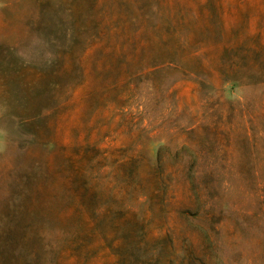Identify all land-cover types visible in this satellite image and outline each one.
<instances>
[{"label": "rangeland", "instance_id": "obj_1", "mask_svg": "<svg viewBox=\"0 0 264 264\" xmlns=\"http://www.w3.org/2000/svg\"><path fill=\"white\" fill-rule=\"evenodd\" d=\"M120 2L0 0V264H264V0Z\"/></svg>", "mask_w": 264, "mask_h": 264}, {"label": "trees", "instance_id": "obj_2", "mask_svg": "<svg viewBox=\"0 0 264 264\" xmlns=\"http://www.w3.org/2000/svg\"><path fill=\"white\" fill-rule=\"evenodd\" d=\"M156 1H158V0H156ZM126 2H125V0H121V2L119 3V7L121 8L124 4H125ZM128 5H132V4H128ZM124 6H126V5H124ZM214 7H215V5H214ZM119 8V9H120ZM133 8H134V5H133ZM118 9V10H119ZM135 9V8H134ZM142 9H144V8H142ZM141 9H137V11H140ZM120 17L119 18H117V16H112V18L111 19H113L114 21H116L117 19H119V20H122L121 22H122V24H121V27L119 28V30H120V32H119V30L117 29V28H115V31H114V34H121L122 36H125L126 35V32H127V29H128V26H127V21H128V19L126 18V16H124V13H122V12H120ZM132 21L134 22V23H139L140 25L138 26V29L136 30V34H135V38H138V35H139V33L140 32H142L143 30H144V27H143V23H145V13H144V11L142 12V14L141 15H138V14H136V12L133 14V18H132ZM171 23H173L172 21H171ZM104 27H110V25H106V26H104ZM127 37H128V34H127ZM179 38V37H178ZM188 39V38H187ZM123 48L124 47H121L120 48V50L121 51H123ZM145 49H146V47L145 46H143V44H141L139 41H137L136 42V44H135V46H134V50H133V54L135 55V56H138V55H140L143 51H145ZM263 49V45H260V50H262ZM114 51H117L116 50V48L114 49ZM160 65H163V62H161V63H159ZM160 65H158V64H156V65H153V68H155L156 70L157 69H159L160 68ZM88 192H91V193H93V194H95L96 195V197H99L100 195H101V190H99L98 188H97V186L95 185V184H89V186L87 187V189H86ZM122 205H124V204H122ZM127 207V206H126ZM126 207H121L120 208V210L122 211V212H124V213H128L129 212V210H131L130 208H126ZM124 210H126V211H124ZM99 211V208L97 207V211H96V213ZM106 212L107 213H109V214H115V212H113V211H108V210H106ZM37 232H38V230H36L34 233L35 234H37ZM21 246H27V245H29V247H30V251L27 253V256H25L26 258L27 257H29L28 259H30V260H37V261H42V260H45L46 258H45V254H47L48 253V251H46L45 249H49V248H51L50 247V245L49 244H45V245H43V246H41L40 244H39V246H38V244L36 243V242H31V241H29V239L28 238H26V237H22L21 238Z\"/></svg>", "mask_w": 264, "mask_h": 264}]
</instances>
